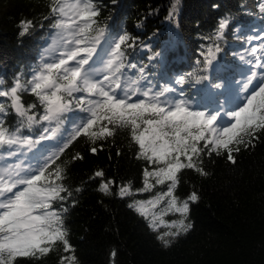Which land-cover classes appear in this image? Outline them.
I'll use <instances>...</instances> for the list:
<instances>
[{
	"label": "trees",
	"instance_id": "1",
	"mask_svg": "<svg viewBox=\"0 0 264 264\" xmlns=\"http://www.w3.org/2000/svg\"><path fill=\"white\" fill-rule=\"evenodd\" d=\"M50 3L51 0H0V88H10L17 77L27 81L41 66L42 57H56L50 48L55 33ZM96 3L100 12L97 23L106 28L109 38L101 55H96V63L104 62L102 55L107 54L111 40L118 35L126 32L132 38L130 43L134 41L133 47L124 48L125 65L135 63L137 68L125 67L122 83L139 80L142 90L150 86L154 92L162 87L173 88L175 91L169 95L185 99L193 109L205 112L233 110L234 104L245 102L240 100L242 78L246 72L256 71L258 77L259 69L253 65L263 63L257 52H252L254 46L249 38H259L258 54L264 57L260 50L264 45V12L260 11L264 0H180L174 18L169 17L173 0ZM225 19L228 26L217 39L218 26ZM25 20L32 21L33 27L22 36L21 21ZM217 46L220 51L206 65L209 47L215 51ZM140 68L144 69L143 77ZM181 77L182 84L177 82ZM98 78L102 79V74ZM198 78L200 83L196 82ZM22 99L25 104H39L27 92L22 93ZM4 100L0 97V101ZM8 113L2 118L4 126L12 131L18 127L19 117L10 108ZM75 115L86 116L79 112ZM22 132L35 140L42 128L33 125ZM73 132V123L65 120L54 139L41 141L31 151L23 149L26 155L9 159L0 153V166L43 163ZM256 136L254 146L241 144L239 151H233L235 163L227 159L225 151L220 155L202 153L199 166L207 175L192 169L178 174L180 182L174 195L183 201L195 192L198 200L189 201L185 219L192 227L168 238V247L157 236L169 229L162 226L153 231L149 220L129 207L134 201H146L167 191V184L139 191L144 187L145 169L151 171L155 166L137 159L139 149L128 130L116 129L113 136L95 143L84 135L77 137L53 165L64 169L62 183L68 191L61 194L66 199L57 205L67 208L63 218L71 251L66 253L63 244L57 243L40 259L18 258L17 264H60L61 257L69 255L75 256L76 264H264V130L256 132ZM93 147L97 148L95 154L91 152ZM77 154L83 159L74 160ZM96 171H103L104 176L90 179ZM108 180L113 183L106 195L98 188ZM124 185H130L132 194L121 197L119 191ZM164 206L162 203L160 208ZM181 218L178 213L163 217L166 222Z\"/></svg>",
	"mask_w": 264,
	"mask_h": 264
},
{
	"label": "snow or ice",
	"instance_id": "2",
	"mask_svg": "<svg viewBox=\"0 0 264 264\" xmlns=\"http://www.w3.org/2000/svg\"><path fill=\"white\" fill-rule=\"evenodd\" d=\"M179 2L173 0L170 18L178 11ZM49 11L53 18L51 27L55 29L50 48L57 55L54 59L42 57L41 66L33 70L27 81L17 77L10 88H0V97L5 98L0 101V153L9 159L26 155L23 149L31 151L41 141L54 139L65 120L73 123L74 132L43 163L38 161L35 166L27 167L22 162L0 166V264H17L18 258L25 257L40 259L57 243L63 244L66 253L71 251L63 218L67 208L57 205L66 199L61 194L68 191L62 183L64 169L53 165L77 137L84 135L95 143L113 136L116 129H127L131 141L138 146L137 159L155 166L151 171L145 169L144 187L139 191H151L155 185L167 184V191L158 192L146 201H134L129 207L149 220L153 231L162 226L169 229L157 236L168 247L171 243L168 238L192 227L185 219L189 201L198 200L195 192L183 201L174 195L180 182L178 174L192 169L207 175L199 166L202 153L220 155L225 151L227 159L235 163L233 151H239L241 144L254 146L253 140L258 139L256 132L264 130V72L258 86L242 97L245 102L241 106L214 113L196 110L187 100L169 95L175 91L173 88L162 87L154 92L150 86L142 90L139 80L121 82L125 67L137 68L135 63L125 65L124 48L134 46L126 32L111 40L103 67L96 66L93 57L98 46L102 41L109 42L106 28L96 20L100 14L96 0H51ZM260 11L264 12V4L260 5ZM227 26V19L220 22L217 39ZM31 27L32 21H21L20 34L26 35ZM260 50L264 51V45ZM219 51L218 46L215 51L209 47L204 63L210 65ZM256 51L252 49L253 53ZM253 66L264 70V63ZM139 72L143 77L144 69L140 68ZM101 74L102 79L98 78ZM256 77L257 73L252 72L247 78L242 85L245 92ZM177 82L182 84L183 77ZM196 82L200 83V78ZM25 92L34 95L39 104H25L22 99ZM134 96L138 97L135 101ZM9 108L19 117L18 127L12 131L4 126L2 118L9 114ZM77 112L86 116H76ZM33 125L42 128L39 139L23 135L22 130ZM91 152L95 154L97 148H91ZM73 159L83 157L77 154ZM103 176V171H96L90 179ZM112 183L102 181L98 191L109 194ZM131 194L130 185L121 186V197ZM162 203L165 206L160 208ZM157 208L159 211H154ZM170 213H178L182 218L166 222L163 217ZM60 264H76V258L74 255L61 257Z\"/></svg>",
	"mask_w": 264,
	"mask_h": 264
},
{
	"label": "rangeland",
	"instance_id": "3",
	"mask_svg": "<svg viewBox=\"0 0 264 264\" xmlns=\"http://www.w3.org/2000/svg\"><path fill=\"white\" fill-rule=\"evenodd\" d=\"M249 42L251 43L252 46H254L253 49H257V51H256V52H257L256 56L261 57L262 60H263V63H264V57H263V55H262V54H258V53H259V46H258V45H259V38H258L257 36L252 35V36L249 38ZM52 44H53V39H52V41H51V45H52ZM105 47H106V43H104V42L102 41L101 46H98V48H97V54H96V55H101V53H102L103 49H105ZM96 55L93 57V60L96 59ZM102 57L104 58V61H105V58H107L108 55H107L106 53H104V54L102 55ZM90 63H91V62H90ZM96 66L102 68V66H103V61H100V62L96 63ZM86 67H87V66H86ZM253 71H256V70L253 69ZM256 72H257V71H256ZM262 72H264V70L259 69L257 79L253 81V85H249L248 91L245 92V91L243 90V88H242V85L246 82L247 78L250 76V72H246V73H248L247 76H245L244 78H242V81H241V88H240L241 90H240V93H241L242 97H245V96L249 95V94L254 90V86H258V83L260 82V80H261V78H262ZM241 91H242V92H241ZM240 100L242 101L243 99L240 98ZM240 105H241V104H239V103L234 104V105H233V108H234V107L237 108V107L240 106ZM68 115H70V113H69Z\"/></svg>",
	"mask_w": 264,
	"mask_h": 264
}]
</instances>
